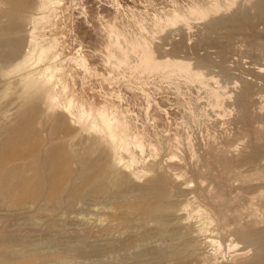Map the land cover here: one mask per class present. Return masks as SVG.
I'll use <instances>...</instances> for the list:
<instances>
[{
    "label": "rangeland",
    "instance_id": "374dc122",
    "mask_svg": "<svg viewBox=\"0 0 264 264\" xmlns=\"http://www.w3.org/2000/svg\"><path fill=\"white\" fill-rule=\"evenodd\" d=\"M262 257L264 0H0V264Z\"/></svg>",
    "mask_w": 264,
    "mask_h": 264
},
{
    "label": "bare ground",
    "instance_id": "6f19581e",
    "mask_svg": "<svg viewBox=\"0 0 264 264\" xmlns=\"http://www.w3.org/2000/svg\"><path fill=\"white\" fill-rule=\"evenodd\" d=\"M196 11V10H195ZM160 14V13H159ZM183 18V17H182ZM174 19V18H173ZM177 20V19H176ZM34 31V30H33ZM35 33V32H34ZM34 39V38H33ZM149 62V61H148ZM148 65V64H147ZM157 65V64H156ZM166 65V64H165ZM154 67V66H153ZM157 69V68H156ZM151 71V70H150ZM158 73V72H157ZM207 89V88H206ZM183 101V100H182ZM112 128V127H111ZM114 133V132H113ZM116 133V132H115ZM114 133V134H115ZM118 136V135H117ZM127 167V166H126ZM264 259V257H262ZM261 258L262 262H263V259ZM261 262V261H260Z\"/></svg>",
    "mask_w": 264,
    "mask_h": 264
}]
</instances>
